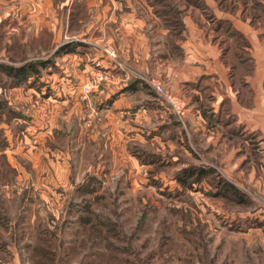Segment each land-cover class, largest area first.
<instances>
[{
  "label": "rangeland",
  "instance_id": "rangeland-1",
  "mask_svg": "<svg viewBox=\"0 0 264 264\" xmlns=\"http://www.w3.org/2000/svg\"><path fill=\"white\" fill-rule=\"evenodd\" d=\"M85 1L0 0V264H264V140L257 129L238 123L232 136L225 126L234 100L254 108L246 78L260 55L216 27L230 14L239 32L251 28L264 43V0H225L233 10L222 13L218 0H169L214 47L199 50L202 77L182 84L192 100L187 117L133 64H98L113 43L56 53L90 24L83 9L84 18H71ZM58 15L68 16L61 41ZM156 17L166 35L155 55L175 73L162 65L153 76L175 94L183 39ZM86 55L97 61L87 65ZM39 59L49 63L25 81L4 69ZM132 79L148 88L119 93ZM173 121L180 125L170 129ZM198 168L206 173H189ZM224 181L244 201L220 195Z\"/></svg>",
  "mask_w": 264,
  "mask_h": 264
},
{
  "label": "crops",
  "instance_id": "crops-1",
  "mask_svg": "<svg viewBox=\"0 0 264 264\" xmlns=\"http://www.w3.org/2000/svg\"><path fill=\"white\" fill-rule=\"evenodd\" d=\"M135 1L138 3L136 6L134 3ZM215 6L217 7V3ZM215 6L213 8H215ZM80 9H83L85 12H92V19L89 21L90 24L86 25L85 30L78 31L79 33L77 32L78 34L76 35L78 36L75 37L76 41L73 45L76 48V52L73 53L82 50L84 53L85 51H88V54L93 49L98 50L97 45L100 43H113L117 47L119 60L125 64H133L136 69L142 71L145 75L150 76L157 74V70L160 69L162 65H164V72H167V75L168 73L171 75L174 72L173 65L170 62L160 63V59L158 60V57L155 55L160 49L156 48V45L157 47L160 45V37L165 36L166 32H164L165 30L157 24L158 18L155 15L156 13L154 14L153 6L147 2V0H86L82 6L79 4L76 6L73 5L71 17L75 12V16H78V19H81L82 10L79 11ZM222 12L224 11H221V13ZM224 14L226 16L225 19L230 18L231 21L233 20L234 25L237 23V21L235 22L236 16L231 17L230 14ZM67 15H64V17L61 18L58 15L60 19L56 17V36L60 37V41L64 37V34L62 33L64 24L66 27L68 23ZM182 18L188 30L186 37L181 40L182 43L180 45L185 52V60H183L185 63H182V65L185 66L181 68L183 71L179 73L180 77H177V83H174L172 90L178 96H183L182 100L184 102L185 114L187 117L192 107V100L191 98L184 96L182 84L186 86V82L194 81L196 77H202V73L205 72H202V69L199 68L197 64L198 62L196 61V58H199V55H201V51L199 50H202L205 46L207 51L210 52L211 50L212 52L214 51V49H212L214 47L210 46V44L206 45L204 39L198 37L200 31L195 28L190 16L183 13ZM154 23H156V26ZM236 27L237 26L235 25V28ZM239 30L244 32L245 35H248L251 46L255 45V50L260 55H256L257 60L254 63L255 69L252 72V75L247 76L246 78V83L250 85V88L254 89V97L252 98L254 108L252 107L251 109H248L240 107L234 100L231 105L232 113L229 112L234 114L235 119L234 121L226 120L225 126H227V129L232 136L237 134L239 124L243 125L245 130L257 129L262 135L260 138L264 140V43L260 42L258 39V33H254L251 28L246 32L242 28H239ZM88 48L92 50L90 51ZM70 55L71 54H69V57L72 58L74 54ZM66 56H68V54H63V58ZM189 58L193 59V63H191L192 60ZM90 59L91 58H88V56L85 58L87 65L89 61L90 64L97 61V58L95 60L94 58L93 60ZM97 63L105 67L111 66L109 59H107L106 56L103 57V55L100 56V61H97ZM187 63H190L189 65H191V68H188ZM219 70L221 79L222 65L219 67ZM171 78H173V76ZM229 85H231V83H229ZM139 90L140 89H137L136 92ZM232 90H234L233 87ZM236 93L234 94L236 95ZM126 95H130V93H126ZM168 106V108L173 111L170 105ZM139 108L140 106L136 105L135 109Z\"/></svg>",
  "mask_w": 264,
  "mask_h": 264
},
{
  "label": "trees",
  "instance_id": "trees-1",
  "mask_svg": "<svg viewBox=\"0 0 264 264\" xmlns=\"http://www.w3.org/2000/svg\"><path fill=\"white\" fill-rule=\"evenodd\" d=\"M148 2L154 7L156 15L160 16L162 18L165 26H167L169 28L168 30H169L170 36L173 37V36L178 34V36L180 35V37H182V39H184L186 37L188 30H187V27L185 26L183 18H182L184 11L180 10L176 5L170 3L169 0L163 1L164 4H158L159 0H148ZM187 2L189 4L194 5V6H201L202 4H205V0H187ZM218 2L220 4L222 11L227 12V11L233 10L232 6H230V5L227 6V4H225V0H218ZM255 4H259V3L255 1ZM74 15H75V12L73 13L72 17ZM81 17L84 18V16H82V14H81ZM220 25L221 26L225 25L226 28L230 30V33L232 36H234V35L238 36L241 39V44H244L247 46L251 45V42L249 41L247 36H244L235 27H232V22L230 20L225 19V18H219L218 24L216 27H218ZM176 29H178V31ZM74 44H75V42L74 43L68 42L64 45H61L60 47H58L56 49V53L60 54L61 52H76V48L73 46ZM246 57L250 60V66L253 65L252 60H251L252 59L251 56L247 55ZM48 61L49 60H42V59L33 60L30 62H27L26 64H22L20 66H17V67H13V66H11L10 68L4 67V69L9 70L8 73L10 75H14L16 78L18 77L19 80L25 81V80H27L26 78L29 77L31 74L39 73V67L46 66L49 63ZM145 88H148L147 84H145L144 82H142L138 79L137 80L132 79L130 83H128L125 86H122L118 92L119 93L120 92H133V91H136L137 89H145ZM179 125H180L179 122L173 121L172 124L170 125V129L171 128L174 129V128L178 127ZM185 172H188V171L186 170ZM195 172H197L200 175L206 173L204 168H198V170H196V171L191 170V172H189V173L192 174ZM181 177H183V176H181ZM222 187L223 188H221V189H223V191L219 190L220 192H218L220 195L223 194L226 196V193H227V195L229 194V195L237 196L240 201H244L243 194L240 192V190L233 183L228 182V181H224Z\"/></svg>",
  "mask_w": 264,
  "mask_h": 264
},
{
  "label": "built area",
  "instance_id": "built-area-1",
  "mask_svg": "<svg viewBox=\"0 0 264 264\" xmlns=\"http://www.w3.org/2000/svg\"><path fill=\"white\" fill-rule=\"evenodd\" d=\"M103 51L105 52V56L111 61L113 68L116 67L119 70H126V65L121 62L118 58V51L116 48L112 45H108L106 47H103ZM138 73V72H137ZM142 79H145L151 87L155 90V92L160 96L161 99H163L165 102H167L171 109L178 113L183 115L185 113V106L184 102H182L178 95L174 94L170 90L167 89L164 82L156 77L151 75L148 78H145L142 76V74H137ZM103 79V76H100V80ZM106 79V76H105ZM94 84H98V79L96 78L94 81ZM85 89L89 91V85H85Z\"/></svg>",
  "mask_w": 264,
  "mask_h": 264
}]
</instances>
